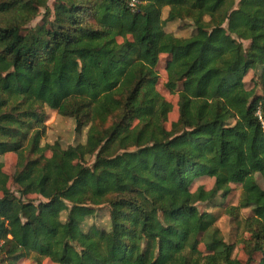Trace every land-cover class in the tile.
I'll return each instance as SVG.
<instances>
[{
	"label": "trees",
	"instance_id": "16d2710c",
	"mask_svg": "<svg viewBox=\"0 0 264 264\" xmlns=\"http://www.w3.org/2000/svg\"><path fill=\"white\" fill-rule=\"evenodd\" d=\"M135 1L54 0V20L26 30L47 0H0V156L17 157L11 177L0 172V264L31 255L264 264V188L255 180L264 183V0ZM176 22L193 34L166 33ZM161 56L165 89L180 88L170 129L171 104L156 89ZM255 71L261 95L244 82ZM45 108L73 120L76 133L86 128L84 142L42 145ZM204 177L212 187L192 190ZM235 187L238 204L226 213L252 214L242 223L244 262L198 206ZM101 206L108 228L86 226Z\"/></svg>",
	"mask_w": 264,
	"mask_h": 264
},
{
	"label": "rangeland",
	"instance_id": "374dc122",
	"mask_svg": "<svg viewBox=\"0 0 264 264\" xmlns=\"http://www.w3.org/2000/svg\"><path fill=\"white\" fill-rule=\"evenodd\" d=\"M238 1V0H237ZM54 0H47L46 7L38 8L37 15L30 21L24 28L26 30H32L37 26L42 25L44 22L54 20L53 15ZM168 9H163L162 19L167 16ZM164 30L166 33H170L177 38H189L193 34V29L187 22H176L168 23L165 25ZM247 42H243V46H247ZM167 61V56H161L159 58V63L156 67L159 79L156 86L157 91L165 98L167 102L171 104V111L167 116V122L165 127L170 129L172 123L177 120V92L180 89L179 86L175 87L173 90L168 91L165 89L164 84L166 82V72L165 64ZM258 75L259 73L251 72L245 79L246 87L254 86L256 87V94L261 95L260 88L258 86ZM45 112V132L41 140L42 145H52L58 143L61 148H66L68 146H73L76 144H82L85 140L86 128L80 133H76L75 125L73 120L59 117L55 111L48 108L44 109ZM49 154V153H47ZM17 157L14 153H5L0 156V172L7 174L11 177L16 171ZM93 159L88 160L87 164L90 165ZM256 183L259 187L264 188V183L259 175H255ZM213 180L208 178H200L194 181L191 189L195 190L197 187L202 186L205 190H209L212 187ZM11 191L18 194L17 186L9 184ZM240 188L235 187L233 192L226 198H220L218 196L210 204H199V209H205V211L210 212L215 215L217 221L215 226L220 230L224 241L227 244H232L234 246L233 257L239 261L244 262L246 255L244 253L245 241L249 239V234L243 229L242 223L244 219L251 216V210H241L237 218H233L226 213V209L229 207H235L238 204ZM27 200L34 201L35 204L42 202L43 200L36 195H29L25 197ZM108 217L109 210L107 206H101L97 209L95 216L86 221V226L95 224L100 228H108ZM201 251L204 250L202 246H199ZM260 257L255 256L256 263L259 261ZM12 264H56L47 258H39L36 255H31L26 259H22L18 262Z\"/></svg>",
	"mask_w": 264,
	"mask_h": 264
},
{
	"label": "built area",
	"instance_id": "2783aa9c",
	"mask_svg": "<svg viewBox=\"0 0 264 264\" xmlns=\"http://www.w3.org/2000/svg\"><path fill=\"white\" fill-rule=\"evenodd\" d=\"M136 5V1L135 0H129V6L134 8V6Z\"/></svg>",
	"mask_w": 264,
	"mask_h": 264
}]
</instances>
